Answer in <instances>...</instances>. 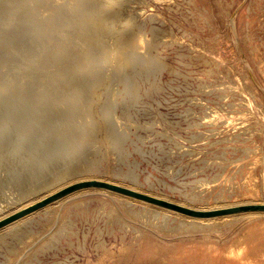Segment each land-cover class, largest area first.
Returning <instances> with one entry per match:
<instances>
[{
    "label": "rangeland",
    "instance_id": "1",
    "mask_svg": "<svg viewBox=\"0 0 264 264\" xmlns=\"http://www.w3.org/2000/svg\"><path fill=\"white\" fill-rule=\"evenodd\" d=\"M125 1L112 2L113 30L144 38L143 66L132 89L112 79L97 93L94 118L106 114L110 136L96 132L78 158L50 167L80 168L76 185H87L1 240L0 264H264V213L195 228L180 211L264 204V0ZM11 2L0 0L1 19ZM16 57L0 62L1 79ZM114 185L161 207L105 190Z\"/></svg>",
    "mask_w": 264,
    "mask_h": 264
},
{
    "label": "bare ground",
    "instance_id": "2",
    "mask_svg": "<svg viewBox=\"0 0 264 264\" xmlns=\"http://www.w3.org/2000/svg\"><path fill=\"white\" fill-rule=\"evenodd\" d=\"M113 1L118 7L126 3L12 0L8 15L0 18V62L11 53L18 56L12 65L13 78L0 76V171L7 174L6 185L0 184V197L4 196L2 203H6L2 205L0 200V222L22 213L0 226V241L7 235L23 237L33 213L83 189L75 188L41 208L29 210L62 190L77 186L75 178L80 175V168L54 171L56 163L65 157L78 158L93 145L96 132L110 136L106 114H100L99 121L94 118L97 93L100 88L109 87L112 79L124 80L132 89L133 69L142 65L141 55L149 47L141 35L130 38L124 31L114 32L119 12H111ZM17 11L22 18L15 22ZM5 27L18 29L5 31ZM114 45L122 51H110L109 47ZM10 96L17 97L19 102H10ZM107 189L160 206L152 201L155 199L133 190L117 185ZM9 207L12 209L4 213ZM238 207L243 206L228 209ZM250 212L264 210L206 217L184 215L190 219L191 227L199 228L211 220Z\"/></svg>",
    "mask_w": 264,
    "mask_h": 264
},
{
    "label": "water",
    "instance_id": "3",
    "mask_svg": "<svg viewBox=\"0 0 264 264\" xmlns=\"http://www.w3.org/2000/svg\"><path fill=\"white\" fill-rule=\"evenodd\" d=\"M85 185H87V184L72 186V187H70L68 189L62 190L58 194H56L54 196H51L50 198H48L44 202H42V203H40V204H38V205L30 208L29 210H35V209L41 208V207L45 206L47 203L53 201L58 196H61V195L65 194V193H67V192H69V191H71V190H73L75 188L82 187V186H85ZM112 189H114V188H112ZM118 191H120V190H118ZM120 192H125L126 194H128V192H126V191H120ZM152 201L156 202L157 204H161L157 200H152ZM248 210H259V211H262V210H264V206H243V207H238V208L226 209V210L214 212V213H211V214H195V213H190L188 211H182V210H180V211L183 212V213H186V214H190L191 216H194L195 215V216L206 217V216H209V215L216 216V215H223V214H229V213H237V212H240V211H248ZM21 215H22V213L17 214L15 216H13V217H11V218L3 221V222H0V226L6 224V223H8V222H10V221H12V220H14L16 218L21 217Z\"/></svg>",
    "mask_w": 264,
    "mask_h": 264
}]
</instances>
